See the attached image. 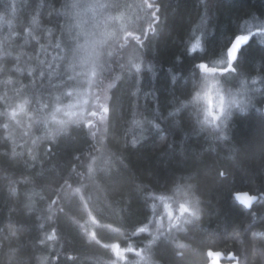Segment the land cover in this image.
Listing matches in <instances>:
<instances>
[{
  "label": "trees",
  "instance_id": "1",
  "mask_svg": "<svg viewBox=\"0 0 264 264\" xmlns=\"http://www.w3.org/2000/svg\"><path fill=\"white\" fill-rule=\"evenodd\" d=\"M69 2L0 0V264H208L210 251L264 264V0H134L124 24L96 33L86 112L64 121L69 89L87 85ZM202 62L245 101L218 127L190 102ZM34 101L47 103L40 115ZM240 191L258 196L250 208ZM156 195L198 215L136 233ZM112 244L145 258L121 261Z\"/></svg>",
  "mask_w": 264,
  "mask_h": 264
},
{
  "label": "rangeland",
  "instance_id": "2",
  "mask_svg": "<svg viewBox=\"0 0 264 264\" xmlns=\"http://www.w3.org/2000/svg\"><path fill=\"white\" fill-rule=\"evenodd\" d=\"M133 5L134 0H70L67 10V14L69 15L68 22L72 24L70 26L74 30V41L70 46V51L74 67L76 69L75 82L78 85L84 84L88 81L87 78L90 80L93 75L89 73L86 77L84 73H87L90 69L92 70V67L94 66L93 62L97 57V53L95 51V43L97 42L96 33L99 31V28L112 26L113 24L116 26L124 24L127 20V16H129V13L133 8ZM262 34L264 36V30H262ZM245 37H249V35H246ZM89 87L90 85L87 82V85L80 86L77 90L69 89V96L66 104H63L61 109L60 107H55V111L60 109V113L57 115V118L64 121L66 118L81 119L80 113L83 116L86 112L88 104L86 93ZM33 106L34 111L40 115L41 109L43 110L44 106H47V103L43 101H34ZM90 111L91 113H94L95 109H90L88 112ZM53 118H56V116L53 115ZM83 120L85 119L83 118ZM41 123H43L40 125V127L44 129L43 132H45L46 129H50L49 120H47V123L46 121H42ZM38 133L41 134L42 131L39 129ZM181 203L183 202L176 201L170 196H153L150 222L139 228L136 233L146 232L150 234V236L155 237L156 235L164 233L173 227H178L180 225L183 226L193 215L186 212L180 216L178 209ZM186 203L189 207H193L188 202ZM166 206L171 209L173 219L176 216H180L179 223L173 224L172 220L168 216ZM158 221L162 226H158ZM95 222L96 220L91 214H89L86 222H83V227L86 225L89 226L88 231L90 236L93 234L92 227L95 225ZM144 228H146V230L142 231L141 229ZM110 247L115 256L121 261H124L126 259V255L130 252L136 255L137 261H141L145 258L144 247L135 248L131 245L127 248H120L117 244H112ZM225 260L236 262V258L232 254L225 255Z\"/></svg>",
  "mask_w": 264,
  "mask_h": 264
},
{
  "label": "clouds",
  "instance_id": "3",
  "mask_svg": "<svg viewBox=\"0 0 264 264\" xmlns=\"http://www.w3.org/2000/svg\"><path fill=\"white\" fill-rule=\"evenodd\" d=\"M247 38L248 37L245 36H238L236 42L229 48V68H231V63L235 59L237 50L236 45L241 42H246ZM198 46L199 44L193 45V49ZM191 50L192 49H190V51ZM197 67L200 69L201 76L197 87L192 92L190 102L199 105V110L202 114L201 123L212 127H218V122L226 123L222 118L226 114H230L229 110L231 108H240V111L242 113L244 112V109L241 107V105L245 102L243 97L240 95L241 88L227 87L223 80L220 79V76H222L226 70L210 67L207 63L203 62L198 64ZM231 70L235 71V69ZM258 79V76H253L252 82L255 83ZM105 111H107L106 108ZM166 210L173 224L179 223L180 216L186 212L190 215H198L197 211L189 207L187 203H181L179 205L178 211L180 216H176L174 219L172 218L171 209L168 206H166ZM158 226H162L159 224V221ZM141 230H146V228Z\"/></svg>",
  "mask_w": 264,
  "mask_h": 264
},
{
  "label": "water",
  "instance_id": "4",
  "mask_svg": "<svg viewBox=\"0 0 264 264\" xmlns=\"http://www.w3.org/2000/svg\"><path fill=\"white\" fill-rule=\"evenodd\" d=\"M236 40H237V37L233 40L230 47H232V45L236 42ZM243 43L244 42H241L239 44V46L237 47L235 56L237 55V53H238V51H239V49ZM262 109L264 111V105H263ZM234 197H235L237 202L244 205L246 208H250L251 205L258 199V196L256 194H250L247 191L237 192V193H235ZM208 257H209L208 264H237L234 261L225 260L224 255L220 251H210L208 253Z\"/></svg>",
  "mask_w": 264,
  "mask_h": 264
},
{
  "label": "snow or ice",
  "instance_id": "5",
  "mask_svg": "<svg viewBox=\"0 0 264 264\" xmlns=\"http://www.w3.org/2000/svg\"><path fill=\"white\" fill-rule=\"evenodd\" d=\"M238 46H239V44L236 45V47H238Z\"/></svg>",
  "mask_w": 264,
  "mask_h": 264
},
{
  "label": "bare ground",
  "instance_id": "6",
  "mask_svg": "<svg viewBox=\"0 0 264 264\" xmlns=\"http://www.w3.org/2000/svg\"><path fill=\"white\" fill-rule=\"evenodd\" d=\"M222 253V252H221ZM223 254V253H222ZM224 255V254H223ZM224 257H225V255H224Z\"/></svg>",
  "mask_w": 264,
  "mask_h": 264
}]
</instances>
